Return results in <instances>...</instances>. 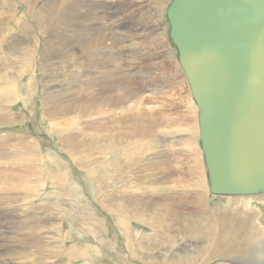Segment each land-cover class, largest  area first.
<instances>
[{"label":"bare ground","instance_id":"bare-ground-1","mask_svg":"<svg viewBox=\"0 0 264 264\" xmlns=\"http://www.w3.org/2000/svg\"><path fill=\"white\" fill-rule=\"evenodd\" d=\"M17 1L22 2V4L26 6L27 12L24 14L27 13L29 17L33 19L38 33L45 36L44 39H47L45 44L48 46L49 43L55 41L59 46H62L60 44L62 43L64 49L62 52L58 51L56 56L49 58L46 57L44 51L41 52L38 50L40 53L39 56H36L35 48H37L39 43L37 37L30 33L34 31L32 26L30 23H27V21L21 24L20 17V20L17 19V6L15 1L0 0V20L2 21H0V23L2 24L4 22V24L6 23L8 25L15 24L19 33L21 32V35L17 37L15 34L12 35L9 30L0 28L1 104H3V102L13 104L20 99L19 93L23 88V84H20L19 77L30 74L29 81L25 83L28 91L27 95L35 94L37 92V87L42 90L44 89L41 99L43 102L42 119L43 122H47L48 127L50 126L51 130L54 132L53 135L61 148L64 147L66 150H63V152L67 159L75 161L87 159L88 162L86 163H84V161L83 163L73 162V164H75L77 168L81 167L87 174L94 172V181L98 186H100L101 178L105 181V184H113L115 181V174L120 173V180L118 184L114 183V186L117 188L121 186L125 189V192H116V196H114L115 199L108 204L105 202L99 203V200L96 202L99 206L97 210H103L107 217L110 216V218L114 219V226L120 233L112 238L108 239L104 237L105 239H103L104 242H109L108 240L114 242L112 245H114L115 252L112 251L111 253H108L109 251L102 246L99 249L102 251L104 250V252L99 251L97 248V242L99 241H95L99 236L89 235V239L97 243H95V247L99 252H97L96 260L92 261V253L88 252L89 249L86 248L85 251H80L77 249L78 247L74 246L67 252H62L64 249L63 243L58 242L57 239L55 240V236L52 233L58 235L63 225H61L58 220H54V215L51 212H42V215L45 216L39 218L36 216V213L34 214L35 208L32 206V201L39 197L36 184L33 186V184H31L32 182H24L20 176L13 181L6 182V178L10 177L11 173L4 174L5 171L0 170V191H4L3 189L10 191H15V189L24 190V192L27 191L29 193L22 192L25 194L23 199L28 200V203L31 205H26L30 210L29 213H26L24 210H20L21 207H24L21 203L23 200L19 201L14 199L10 201V208L14 207L15 204H20V207L18 206L14 209V223L6 222L10 219L9 213H0V219L3 220L0 225L5 224L9 227H4L3 233L9 234L6 238L8 239L9 237L11 240L10 242L8 240L7 243L11 249H6L7 252L12 251V253L9 254V261L11 264H44V262L36 260L34 249L37 252L43 250L48 252L45 257L50 256V259L55 258L54 256L56 253L62 252L66 254L65 260H69L68 264L79 257H82L84 264H104L101 261L105 259L111 264H133V262L128 260V255H130V258L132 257L133 260L137 261L138 264H263L264 239L257 235V230L260 231L262 228L255 226L257 224L254 221L257 216L255 211L257 208L253 209L254 207H249L251 204L241 205V203L236 204L237 206H233L230 205L229 200L225 208L218 205L212 212H208L206 208L207 203L205 205L204 195L207 193L211 195V192L210 182L207 177L205 156L200 140L199 107L181 69L178 50L174 47V49H171L166 41V36L169 35L170 31L166 12L171 0L170 2H168L169 0H111V7H108V9L112 11V14H110L108 18L102 17L106 16L105 11H103V8H106L104 7L106 6V0ZM162 1H165L164 4L168 3L166 9L162 8ZM9 8H11V11L14 13L9 14V10H6ZM138 9L142 13L135 14ZM96 13H98V15H96ZM144 14L150 15L152 20L150 19V21H148L146 17L143 16ZM163 14H165L168 26L167 35L165 33V27L163 28L161 23ZM96 20L98 23L100 22L101 25H97V28L94 29ZM108 20H111L114 26L110 24L106 30V28L103 27L108 23ZM150 24H160L162 28H157V31H152L149 35ZM101 27L102 29H100ZM127 27H131V32L134 33V36H129L131 33L126 32ZM22 33L25 34L26 39L29 41H20ZM116 33L118 35L121 33L124 35L123 33H125L127 34V38H129V40L119 43V48L118 43L115 42ZM147 36L149 39L148 41H146ZM149 43H151L150 47L152 46L154 49L147 46ZM158 43L166 48V52H169V56H171L170 60H172L176 66L173 75H168L163 78L162 82L165 84H162L161 88L152 85L155 81V75L157 74L153 72V67L165 69V61L170 57L166 56L160 58L161 53L159 52ZM116 49H119L120 52L117 50V53ZM102 50L105 51L106 56V61L103 58V62L105 61L103 66L100 65L102 62ZM119 53L121 54L119 55ZM129 54L132 55V57L128 58ZM37 57L39 62H43V64L39 63L37 67L39 70L46 71L48 62L51 60H58L62 63L63 69L69 64H72L71 70L73 71H68L67 73L63 71V73L59 74V72H57L58 70H56L57 68H54L55 71L53 70L52 74L55 73L57 75L48 79L44 77V80L40 82L41 85H39L40 83L35 81L36 77L34 76L36 72L34 63L37 61ZM93 57L94 59H92ZM127 58L130 59L128 63L131 62L135 65L131 70L129 68L130 65H127V62L124 63V59ZM91 59L93 60L91 61L93 64L91 65L92 69H89L87 64H90ZM3 60L5 62L4 65L2 62ZM43 65L47 67H43ZM118 65L124 66V68L122 67L124 69L123 74L117 72L115 66ZM146 68H152L149 70L150 76L148 74L143 76ZM8 70L13 71V76L9 75ZM76 70L82 71L81 75L77 76V84L70 83V85L68 82L63 84L68 80V77H72L74 74L78 73ZM130 71L132 72L128 73ZM121 72H123V70ZM176 74L180 77L178 81L175 79ZM137 75L142 76L140 78V84H142L143 87L141 85L140 87L138 85L131 86L129 84L130 78H136ZM151 76L152 80L149 78ZM53 82L55 84H53ZM58 83H61V86H56ZM165 85L168 86L165 87ZM144 86H146V89H143ZM57 87H59V89ZM62 89H68L70 92L64 93ZM165 89H169L171 92H184L187 96V100L186 96L178 93L182 96L180 100L174 99V101L170 100L167 102L163 97L167 94ZM182 98L188 102L185 107L191 106V110H187L181 106L184 104V100L181 101ZM3 111H6V113ZM0 113L3 115L11 113V115L9 114L7 116L14 119L0 123V127L4 125L8 126L12 122H24V116L22 117L21 114L14 115V112L9 108L7 109V106H1ZM68 116L71 117L67 118ZM68 124L77 127L75 129L76 132L80 131V134H78V136H80L78 137L80 144L77 143L78 140H76V138L71 139L70 137H65L64 141H62L61 134H69V130H72L66 127ZM79 124H81V130L78 129ZM189 129H193V132L187 134ZM188 132L191 131L189 130ZM195 133L200 142V150L208 181L205 194L196 191L198 195H201V198L199 200L197 199L195 203H188L187 211H182L180 214L176 207L166 203L169 199L168 195L166 196L167 198L163 200L164 204H162L161 207L158 203L152 205V203L156 201L147 198L149 195V193H146L148 192L147 190H149L147 188L150 187L151 189L158 190L167 186L166 178L169 175L168 168L173 169L180 162L177 158H174L177 159V161H174L173 157H178L180 152L187 151L189 146L192 145V142H194ZM165 137H168V139ZM157 138H163L160 141L164 143L162 147L157 145V143H159V141L156 140ZM189 140L190 145L188 144ZM34 142L36 141H33V144L27 147L28 150H33V152L37 147V142ZM153 147H156L157 150H154ZM198 152L199 150L197 149V153ZM20 153H23V150H21ZM20 153L19 156H21ZM47 157H51V155L47 154ZM78 157H80V159ZM141 157L149 160L150 165L146 168L141 166V164L143 165V160L139 163V158ZM166 157H168V160H166ZM5 158L6 157L3 155H0V159ZM55 159L63 165L68 163L67 160L60 161L58 158ZM154 162H157L158 165H154ZM91 165L94 166L90 168ZM66 166H64L65 171H63L65 173L63 175L61 173H56L57 175L54 176L55 180H58L60 183L64 182L63 187L64 185L66 186L67 182L70 183V181H68L70 175L67 170L71 169L69 166ZM97 172H99V174ZM122 172L126 173L123 175ZM128 172H139L137 174L134 173L133 176L129 175V184L126 183ZM192 172L197 173L195 169L193 171L186 170L179 172L181 180L177 178L178 172H173L171 176V178L175 177L174 180H172L174 182L173 185L174 188L178 187V189L174 191L175 193L172 194L173 196H178L181 188L185 187L187 189L182 193V196L189 198V193L195 191L192 189H197L191 187L192 185H182L183 180L189 175L192 177L195 176ZM35 174L33 176H35ZM106 174H112V177L108 175L105 180L104 175ZM23 177H25V175ZM47 177L49 176L47 175ZM148 177L152 182L154 177L156 181L158 179H160V181L158 180L159 182L154 183L156 184L154 186L149 182ZM28 180L30 181L29 178ZM189 180L190 178L187 181ZM77 181H74L73 184L75 187L77 186V188H79L82 194V188ZM163 181L164 184H162ZM194 184L196 185V182ZM73 192H75L74 188ZM99 192L101 193V191ZM76 197L78 200L77 203L82 206L85 205L87 210H89L88 212H91L90 210L93 211V209H88L90 206L84 203V199L81 198L83 195H76ZM223 197H227V199L228 197L237 198V201L240 202H242V200L238 199L240 197H258V199L254 200V203L256 202L257 206L261 208L259 212H263L264 219V193L259 194V196ZM234 200L236 203V199ZM227 202L225 203L227 204ZM175 205L177 206V204ZM192 205H196L197 209L191 207ZM6 207L5 199L0 197V210ZM83 214L85 215V213L80 212L78 217H84ZM34 215L38 220V224L32 219ZM90 216H92V214ZM93 216L90 219H86L85 217L83 222L86 221V226H99L100 231L104 228L103 223L106 219H99L100 217L98 218L97 215L95 217ZM133 223H135L137 227L133 225ZM146 227L149 231H145ZM82 228L84 227L82 226ZM42 229L45 232L41 235L42 241H39L35 233ZM87 233L89 232H86V234ZM78 235L82 236L81 233ZM122 239L124 242L121 241ZM156 243L158 245H156ZM21 244H23V246H21ZM91 244L94 246V243ZM117 249L118 251L116 252ZM119 253L122 255H118ZM0 258H3L1 254Z\"/></svg>","mask_w":264,"mask_h":264},{"label":"rangeland","instance_id":"rangeland-1","mask_svg":"<svg viewBox=\"0 0 264 264\" xmlns=\"http://www.w3.org/2000/svg\"><path fill=\"white\" fill-rule=\"evenodd\" d=\"M13 1H15L16 6H17V14L15 13L16 16H17V19H19V17H20L21 20L20 19L19 20L21 21L20 22L21 24L26 23V21H27V23H30V25L32 26V28L34 30L33 32L31 31L30 33H32L33 36L37 37L39 45H37V48H35L36 49V53H35L36 56H39L40 51L41 52L44 51V53H45L47 58L52 57V56H56L58 51L62 52V50L64 49L62 43H60L62 46L57 45L55 41L49 43L48 46L45 44L47 42V39L46 38H45L46 40L44 39L45 36H43V35L38 33V31L36 29V26H35V23H33V19H31L27 13H26L27 15L24 14L25 12H27L26 6L24 4H22V2H20V1H17V0H13ZM105 2H106V6H104V7H106V8H103V11H105L106 16H102V17L108 18L110 16V14H112V11H110L108 9V7H111V4H110L111 0H106ZM164 2L162 1V8L166 9L168 3L164 4ZM168 2H170V0ZM164 5H166V6H164ZM96 9H99V8H96ZM6 10H9L8 11L9 14L14 13V12L11 11V8L6 9ZM137 13H142V12L139 11V9H138L135 14H137ZM96 15H98V13H96ZM143 16H145L148 21H150V19L152 20V18L148 14H144ZM161 23H162L163 28L165 27V33L167 35L168 26H167V23H166L165 14L162 15ZM110 24L113 25L111 23V20H108V23H106L105 24L106 26L104 25L103 28H106V30H107L108 29V25H110ZM94 25H95L94 29H96L97 25H101V23L100 22L98 23V21L96 20V24H94ZM149 26H150V32L148 33L149 35L151 34L152 31H157V28L158 29L162 28L160 24H150ZM58 27H59V25H58ZM0 28L1 29L5 28V30H9L12 35L15 34V36L17 35V37H18V35L19 36L21 35L20 34L21 32L19 33L18 29L15 27V24L8 25L6 23L4 24V22H3L0 25ZM113 28H115V27H113ZM100 29H102V27ZM13 31H15V32H13ZM126 32L131 33V34H129V36L130 35L134 36V33L131 32V27H127ZM123 34L124 35H122V33H121L120 34L121 36L118 35V34H117L118 36L117 35L115 36V42L118 43V48H119V43H122V42H124L126 40H129V38H127V34H125V33H123ZM21 37H22L20 39L21 42H23L24 40H28V39H26L24 33H22ZM146 39H147L146 41L149 40L148 36L146 37ZM166 41H167L169 47H171V49H174L173 45L170 43V41L168 39V36H166ZM127 44H128V41H127ZM150 45H151V43L147 44V46H149V47H150ZM158 46H159V52L161 53L160 58L169 56V52H166L167 50H165L166 48H164L159 43H158ZM150 48L154 49V47H152V46ZM38 50H40V51H38ZM117 50L119 51V49H116V52H117ZM120 54L121 53H119V55ZM175 56H176V54H175ZM129 57H132V55L129 54L128 58ZM169 57H168L169 59H167V61H165L166 62L165 69H163V68L161 69L160 67H153V70H154L153 72H156L157 74L155 75V81L152 83V85H155V86L161 88L162 84H165L164 82H162L163 78L167 77L168 75H173V72H175V69H176L175 63L172 60H170L171 56H169ZM101 58H102V62L100 63V65L103 66L105 61H106V56H105V51L104 50H102V52H101ZM103 58L105 59L104 62H103ZM128 58L124 59V63L127 62V65H130L129 68L131 70L132 68H134L135 65H133L131 62L128 63V60H130ZM92 59H94V57ZM92 59L90 60V64L89 63L87 64L89 69H92L91 68V65L93 64L91 62V61H93ZM2 62H3V65H4L5 64L4 60ZM50 62L47 63L48 67L46 65H43V67H47L46 71L45 70H39V69H37V67H38L39 63L43 64V62H39L38 61V57H37V61L34 63V68H36V72L34 73V76L36 77L35 81L40 83L42 80H44V77H45V79H48V78H51L54 75L56 76L57 74H55V73L52 74L54 68L55 69L57 68L56 70H58L57 72H59V74L63 73V71L66 72V73L68 71H73V70H71L72 64H69L67 67H65L63 69L62 63L60 61L51 60ZM54 66H57V67H54ZM122 67L124 68L123 65L115 66L117 72H120V73L123 74L124 73V69ZM146 69L144 71V75L143 76H145L147 74L149 75V73H150L149 70H151L152 68H146ZM122 70H123V72H121ZM76 71H78V73L74 74L72 76L73 78L72 77H68L69 81L67 80L63 84H65L66 82H68V84H70V83L77 84V76L78 75L80 76L82 71H79V70H76ZM135 71H139V70H135ZM8 72H9L10 76H13V71L8 70ZM131 72L132 71H130L128 73H131ZM175 76H176V78H175L176 81L180 80V77H179L178 74H176ZM29 77H30V74H26V76L22 75V77H19L20 84H23V88L21 89V91L19 93V98H20L19 100H17L13 104L4 103V102H3V104H1V102H0V107L1 106L2 107L3 106H7V109L8 108L11 109L12 112H14V115H20L21 114L22 117L24 116V122L21 121L22 123H18V122L14 123V122H12L8 126L4 125L3 127H0V155H3L4 157H6L5 159H0V162L2 161L0 163V170L5 171L4 174L5 173H11V176L6 178V182L13 181L18 176H20L21 179L24 182H28V183L32 182L31 184H33V186L36 184L37 189H38L37 190V194H38L39 197L35 198L32 201L33 202L32 206H34V208H35L34 214L36 213V216L39 218V217L45 216V215H42V212H48L49 211V212H51L54 215V217H53L54 220L55 221L58 220V222H60V224L63 225L61 230L59 231L58 235H55L56 233H52L55 236V237L53 236L55 240L57 239L58 242L63 243V248L64 249H63L62 252H67L70 248H72L74 246L78 247L77 249L80 250V251H85L86 249H89L88 252L92 253L91 257H92V261H94V260H96V257H97V252H98L97 248L99 249V248H101V246L103 248H105L107 251H109L108 253H111L112 251L115 252V248L113 247L114 245H112V244H114V242L110 241V240H108L109 242H104L103 239H105L104 237H107L108 239L112 238L113 236H116V234L118 235L120 233V231L116 230V228L114 226V219L110 218V216L107 217L106 214H104L105 212H103V210H97V209H99V206H98V203H96V202H97V200H99V203L100 202H105L106 204H108L113 199H115L114 196H116L115 195L116 192H125L124 191L125 189L122 188L121 186L119 188L114 186V183L118 184V182L120 180V177H119L120 173H116V174L113 173V174H115V181H114L113 184H111V185H109L110 183H106L105 184V181L101 178L102 180L100 179V186H98V185H96V183L94 181V176H95L94 172H90L89 174H87V172H84L81 167L77 168V166L75 164H73V162H76V163H78V162L80 163L81 162V163H83L84 161H85L84 163H86V162H88L87 159H85V160H83V159L82 160H76V161L72 160V159H67L65 153L63 152V150H65L64 147H62L63 149L61 148L60 144L57 142V139L53 135L54 132L51 130L50 126L48 127L47 122H43V119H42L43 118V108H42L43 102L41 101V99L43 97L42 96L43 95L42 91L44 89L42 90L41 88L37 87V92L35 94L27 95L28 91H27V88L25 86V83H27L29 81ZM141 77L142 76L137 75L136 78H134V77L130 78L129 84L131 86H136V85H138V86L141 85L142 86V84H140L141 83L140 82L141 81V79H140ZM149 78H150V80H152V76L149 77ZM55 80H57V79H55ZM53 84H55V83L53 82ZM39 85H41V83ZM58 85L61 86V83L56 84V86H58ZM167 86L168 85H165V87H167ZM62 87H65V86H62ZM57 88L59 89V87H57ZM66 88H68V87H66ZM68 89H70V88H68ZM68 89L67 90L62 89V90H64V93H66V92H70ZM143 89H146V86H144ZM165 91L167 92V94H166V96H163V97H164V99H166L167 102L170 101V100L174 101V99H179L180 100V97H182L181 95L186 96V94L184 92H171L169 89H165ZM178 93L179 94L181 93V95H179ZM36 95H39V96H36ZM0 97H1V95H0ZM166 97H168V98L171 97V98L168 99ZM183 100L184 99L182 98L181 101H183ZM186 100H187V96H186ZM186 100L183 101L184 104L181 105V106L184 107L187 110H191L190 109L191 106L185 107V105L188 104V102ZM9 106H11V107H9ZM192 111H193V109H192ZM3 112L6 113V111H3ZM9 114L11 115V113H7V115H9ZM7 115H3L2 113H0V123L5 122L6 120L10 121V119L14 120L10 116H7ZM16 117H18V116H16ZM70 117L71 116H68L67 118H70ZM187 118H188V116H187ZM81 124L78 125V129L79 130L82 129V127L80 128ZM66 127L69 128V129H72V130L71 131L69 130V134H64V133L61 134L62 141H64L65 137H70L71 139H75L76 138V140H78V137H80V136H78V134H80V131L76 132L75 129L77 127H74V126L69 125V124ZM189 130L191 132H188ZM189 130L187 131V134H190V133L193 132V129L192 130L189 129ZM189 136H187V137H189ZM168 137H165V138L168 139ZM194 137H195L194 138V142L196 144L194 142H192V145H190V140H189L188 144L190 146L187 149V151L180 152L178 157H173L174 161H177V159L180 160L178 165H176V167H178L180 169H178L176 167L173 168V169L168 168V174L169 175L166 178L167 179V183L165 182L167 184V186L165 188H162V189L160 188L158 190L157 189H151L150 187L145 186V187H148L147 189L150 190V191L147 190L148 192H146L147 194L149 193L147 198L148 199L150 198L149 200L153 199L154 201H156V202L152 201L153 202L152 205L158 203L160 205V207H161V205L164 204L163 200L165 198H167L166 196L168 195L169 199L166 201V203L176 207L178 213L180 214L182 211H187L188 203H195L197 201V199L199 200L201 198V195H198V193H197L198 191L200 193H202V194H205L206 186L208 187V181H207V178H206V171H205V168H204L202 153H201V150H200V142L198 141V137H197L196 133H195ZM162 139H158V138L156 139V140L159 141V143H157V145L159 147H162V145H164V143L160 142ZM33 141L37 142V147L34 149V152H33V150H28L27 149L28 146L33 144ZM79 141L80 140H78L77 143H79ZM36 142H34V143H36ZM193 144L196 145V146H194ZM153 148H154V150H157L156 147H153ZM25 149H27V150H25ZM197 149L199 150L198 153H197ZM21 150H23V153H20ZM35 151H36V153H35ZM27 152H28V154H27ZM19 153H20L21 156H19ZM41 154H42V156H41ZM47 154L51 155V157H47ZM55 155H56V157H55ZM52 158H54V159H52ZM55 158L60 159V161L61 160H65L66 161L67 160L68 163H66V165L69 166L70 169H71V170H69V169L67 170V171H69V175H70V177L68 179V181H70V183L67 182L66 186L64 185V187H63V183L64 182L60 183L58 180L54 179V176L57 175L56 173H61L63 175L65 173L64 172L65 171V167L64 166H66V165H63L62 163L57 161ZM78 158L80 159V157H78ZM167 158L168 157H166V160H168ZM174 158H177V159H174ZM139 160H140L139 163H141L142 160H143V165L141 164V166H143L145 168L150 165L149 164V160L146 159V158L143 159L141 157V158H139ZM90 163H92V162H90ZM154 165H158V163L154 162ZM93 166L94 165H91L90 168H92ZM145 168H143V169H145ZM194 169H195V172H197V173H193L192 172L193 174H195V176L192 177V176L189 175L187 178H185L183 180L184 183L182 182V185L183 186H186V185L187 186H191L192 185L191 187L197 188V189H192V190H195V191H193V193H189V198H187L186 196H182L183 195L182 193L186 191L185 189H187L185 187L181 188V190H180L181 194L179 193L178 196H173L172 194L175 193L174 191H176L178 189V187L174 188V185H173L174 182L172 180H174V178H175V177L171 178L173 172H178L177 173V178L179 180H181V176H180L179 172L186 171V170L187 171L188 170L189 171L190 170L193 171ZM57 170H58V172H57ZM97 173L99 174V172H97ZM125 173L126 172H124L123 175ZM128 173L129 174L126 176V180H127L126 183L129 184V182H128L129 175L133 176L134 173L137 174L139 172H128ZM34 174H35V176H33ZM46 174L49 177H47ZM202 174H204V175H202ZM24 175H25V177H23ZM108 175H109V177H112V174H106V175H104V179L105 180L107 179L106 177H108ZM203 177H204V179H203ZM28 178L30 179V181L28 180ZM189 178H190V180L187 181ZM158 180L160 181V179H158ZM158 180L156 181L155 177H154L153 178V182H152V180L149 178V182L151 184H153L154 186L156 185L154 183L159 182ZM74 181L79 182V185L82 188L81 189L82 194H81L79 188H77V186L76 187L74 186V184H73ZM195 182H196V185L194 184ZM198 183H200L202 185H200ZM128 184H126V185H128ZM162 184H164V181L162 182ZM197 185H198V187H197ZM168 187H170V188H168ZM73 188H74L75 192H73ZM101 188H102V190H101ZM164 189H166V190H164ZM3 190L4 191H0V197H3L5 199V204L7 205V207L1 209L0 213L1 212L5 213V214L9 213L10 219L8 221H6V222L14 223V221H15V213H14L15 210L14 209H16L18 206L20 207V204H18V205L15 204L14 207L10 208L9 207L11 205L10 201L14 200V199H17L19 201L23 200L21 203H22V205L24 207L23 208L21 207L20 210H24L26 213H29L30 210H29L28 206H31V205L28 203V200H24L23 199V196H25V194H23V193H26L27 191L24 192V190H20V189H15V191H10V190H5V189H3ZM99 191H101L102 194ZM13 193H15V194H13ZM27 193H29V192H27ZM75 194L78 195V196H80V195L82 196L83 195V197H81V198L84 199V203L87 204L88 206H90L88 209H93V211L90 210L91 212H88L89 210H87V207L85 205L82 206L81 204L77 203L78 200H77V197H76ZM185 194H187V193H185ZM84 196H86V197H84ZM255 196H259V195H255ZM97 197H98V199H97ZM105 197L106 198L108 197V198L106 199ZM234 199H236V203H235ZM238 199L242 200V202H244V203H242L240 201H237V198H233V197H228V199H227V197L225 198L223 196L222 197L213 196V195H210L209 193L204 195V201H205V205L207 203L206 208H207L208 212L214 211L217 208L218 205L219 206H223L225 208L228 205V202H227L228 200H229L230 205H233V206H237L236 204H238V203L240 204L241 203V205H244V204L245 205H250L251 204L252 206L250 205L249 207H251V208L254 207L253 209L257 208V210H255L257 216L254 219V221H255V223L257 225H255V224L254 225L257 226L258 228L259 227L262 228L260 231L257 230V235L260 238L264 239L263 238L264 237L263 236L264 235L263 212H259V211H261V208L257 206L256 202L254 203V200L258 199V197L257 198L240 197ZM251 201H253V202H251ZM225 202H227V204ZM27 204H28V206L26 207ZM175 204H177V206ZM191 207H194L195 209H197L196 205H192ZM80 212L85 213V215L83 214L84 217L83 216L78 217ZM91 214H92V216L93 215H95V216L97 215L98 218L100 217L99 219H101V218L106 219L105 222H104L106 224L103 223L104 228L101 229L100 231H99V226H96V225H94L92 227L91 226H86V221L83 222L85 217H86V219L87 218H89V219L92 218V216H90ZM36 216L34 215L32 217V219L35 220V223L38 222ZM95 216H93V217H95ZM2 221L3 220L0 219V223ZM196 221H199V220H196ZM257 221H258V223H257ZM259 221H260V223H259ZM4 225L5 224L0 225V227L2 226L0 228V246H1L0 254L3 256V258H0V261H1L0 264H11V262L9 261V259H10V257H9L10 255L9 254H11L12 251L11 252H7L6 251L7 248L11 249L9 247V245H7L8 240H9V242L11 240L9 239V237H8V239L6 238L9 234L3 233L4 232V227H7L6 225L5 226ZM133 225H135V223H133ZM82 226L84 228H82ZM7 228H9V227H7ZM112 229H113V231H112ZM145 231H149V229L146 227ZM43 232H45V231L42 229V230H39V231H37L35 233L37 240L42 241V239H41L42 236L41 235L44 234ZM86 232H89V233L86 234ZM80 233L82 234V236L78 235ZM89 235H94L96 237L99 236L95 240L96 242L99 241V242H97L98 243L97 248L95 247V243L96 242L94 240L93 241L90 240L89 237H88ZM5 238H6V240H5ZM100 241H101V243H100ZM102 241L104 242V244H103ZM121 241H123V239ZM110 242H112V243H110ZM91 243H94V246ZM25 245H27V244H25ZM156 245H158V244L156 243ZM21 246H23V244H21ZM119 248H122V247H119ZM122 249H125V248H122ZM34 251L36 253L35 254L36 260L39 261V262H44V264H57V263L58 264H68L69 263V260L68 261L65 260L66 254H63L62 252L56 253L55 256H54L55 258L50 259V256H46L45 257V255L48 254V252H45L44 250L40 251V252H37L35 249H34ZM99 251H102V250L99 249ZM117 251H118V249L116 250V252ZM102 252H104V250ZM38 253H40V254H38ZM118 255H122V254L119 253ZM39 256H40V258H39ZM48 257H49V259H48ZM127 258H128V260L130 262H133V264H138V262L133 260L132 257L130 258V255H128ZM101 262L104 263V264H111L106 259L101 261ZM73 263L74 264H84V262L82 260V257L74 259V260H72L70 262V264H73ZM262 263L264 264V259H263Z\"/></svg>","mask_w":264,"mask_h":264},{"label":"water","instance_id":"water-1","mask_svg":"<svg viewBox=\"0 0 264 264\" xmlns=\"http://www.w3.org/2000/svg\"><path fill=\"white\" fill-rule=\"evenodd\" d=\"M166 15L211 195L264 193V0H171Z\"/></svg>","mask_w":264,"mask_h":264}]
</instances>
